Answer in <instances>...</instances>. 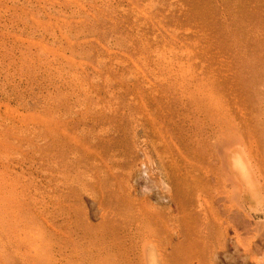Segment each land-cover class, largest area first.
I'll use <instances>...</instances> for the list:
<instances>
[{
	"label": "rangeland",
	"instance_id": "1",
	"mask_svg": "<svg viewBox=\"0 0 264 264\" xmlns=\"http://www.w3.org/2000/svg\"><path fill=\"white\" fill-rule=\"evenodd\" d=\"M0 262L264 264V0H0Z\"/></svg>",
	"mask_w": 264,
	"mask_h": 264
},
{
	"label": "bare ground",
	"instance_id": "2",
	"mask_svg": "<svg viewBox=\"0 0 264 264\" xmlns=\"http://www.w3.org/2000/svg\"><path fill=\"white\" fill-rule=\"evenodd\" d=\"M226 232V231H225ZM15 245V244H14ZM9 246V245H8ZM245 248V247H244ZM12 249V248H11ZM18 257V256H17ZM3 259V258H2ZM27 259V258H26ZM0 263H2V262H0Z\"/></svg>",
	"mask_w": 264,
	"mask_h": 264
}]
</instances>
